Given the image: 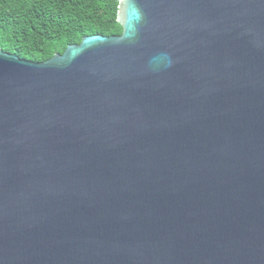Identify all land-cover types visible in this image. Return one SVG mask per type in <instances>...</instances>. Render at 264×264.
I'll list each match as a JSON object with an SVG mask.
<instances>
[{"label": "water", "instance_id": "obj_1", "mask_svg": "<svg viewBox=\"0 0 264 264\" xmlns=\"http://www.w3.org/2000/svg\"><path fill=\"white\" fill-rule=\"evenodd\" d=\"M116 22L0 49V264H264V0Z\"/></svg>", "mask_w": 264, "mask_h": 264}, {"label": "trees", "instance_id": "obj_2", "mask_svg": "<svg viewBox=\"0 0 264 264\" xmlns=\"http://www.w3.org/2000/svg\"><path fill=\"white\" fill-rule=\"evenodd\" d=\"M118 0H0V49L31 62L94 35L119 36Z\"/></svg>", "mask_w": 264, "mask_h": 264}]
</instances>
